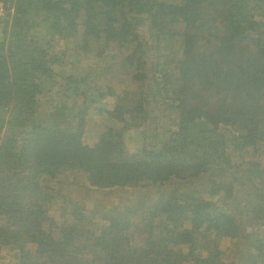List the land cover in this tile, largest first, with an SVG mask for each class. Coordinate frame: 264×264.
<instances>
[{"label":"trees","instance_id":"obj_1","mask_svg":"<svg viewBox=\"0 0 264 264\" xmlns=\"http://www.w3.org/2000/svg\"><path fill=\"white\" fill-rule=\"evenodd\" d=\"M0 3V264H264V242L245 252L235 225L248 182L264 184V168L247 155L264 144V0ZM83 31L89 48L103 45L101 57L81 58ZM134 54L151 60L145 75L131 72ZM73 58L88 70L89 86L71 76ZM120 67L130 73L118 74ZM49 96L57 102L47 121L37 112L45 113ZM155 97L169 136L129 153L128 132L144 133V109ZM85 110L96 116L89 126ZM101 115L113 120L111 134L87 146ZM73 128L84 129V141ZM78 177L112 194L147 181L160 202L122 197L87 212L76 192L70 197ZM193 182L208 198L183 192Z\"/></svg>","mask_w":264,"mask_h":264},{"label":"rangeland","instance_id":"obj_2","mask_svg":"<svg viewBox=\"0 0 264 264\" xmlns=\"http://www.w3.org/2000/svg\"><path fill=\"white\" fill-rule=\"evenodd\" d=\"M0 15H1V3H0ZM80 23V22H79ZM82 24V23H81ZM142 28H140L139 30V34H143V33H148V30H141ZM70 36V34H69ZM139 38H142L141 36ZM139 40V39H138ZM168 42V39L164 41L165 45L167 46H173L175 45V48H178V42ZM62 41L60 42V51L62 48ZM133 45H136L135 43H132ZM138 47V45L136 46V48ZM77 49L80 51H87V54H83L81 58H90V56H98L101 57L102 52H103V45L102 44H97L94 46V48H89V42L87 39V33L85 31L83 32H79L78 34V45H77ZM160 49V48H158ZM122 50V48H120V51ZM62 52V51H61ZM139 52V50L136 51V53ZM135 55V54H134ZM125 57H127V53L122 52L121 53V59H124ZM135 61V63H133L132 66V70L131 72H133V74L136 75V71H138V75H145V73L142 71L143 66L148 65L151 63L150 59L144 58L141 60V57L139 55H135L133 60ZM71 65H74L73 69H74V74H72L71 76H74L73 79H76V81H81V83L86 84L87 86H89L88 82H84V74L86 72H88L87 69L83 68L82 66H80L81 64V59H75L73 58L71 63ZM132 64V62L130 61L129 66ZM113 66V65H112ZM115 68L113 67L112 70H114ZM77 70L79 71V74H77ZM122 73H130L129 70L126 72L125 70H123L122 67L119 68V72L118 74H122ZM104 75V74H102ZM134 76V79H135ZM98 81V83L102 84L103 86L106 85V83L104 82L103 78H99L96 79ZM133 81V77L130 78V82ZM114 85V84H113ZM70 91V89H68ZM121 89L118 85H114L113 88H111V92L114 94H117L118 92H120ZM101 92V90H100ZM69 96V95H68ZM46 103H45V113L44 111L41 112H37V114L39 116H43L47 121L52 120V118L50 117V111L52 110V105H53V101L55 100L57 102V99L49 96L46 97ZM112 101V97H108L107 101L105 102V104L109 103ZM54 105H56V103H54ZM179 105H175L172 109L169 110V112L171 113L170 118L171 121L170 123L173 124V128L175 126L176 121L178 120V116L180 114V110H179ZM148 108H145L144 111L148 110L150 113V118L149 120H145L144 119V124L141 121L140 124V131L144 132L143 134L141 132L138 133V131L135 129H130V131L128 132L129 136L132 137V141L130 143V145H126L128 148L127 150L130 153V149L129 148H133V147H140L141 145L144 146V148H153L156 146L157 142H159L160 140L163 141V137H164V131H165V136H169L168 135V128H164V123H163V114L158 112L159 108H164L165 105L164 103L161 101L160 97H155L153 100L151 99V101L148 103ZM155 111L157 113H155ZM85 112V114H84ZM107 113V112H104ZM83 116L86 117V110L83 111ZM103 115H101L102 117ZM96 120V116L93 115L90 118L86 117L84 119V125L85 126H89L91 124V122ZM107 122V123H105ZM100 125H98V127L95 128L94 133L96 135L97 138L91 137L90 139H86L85 140V134H83V130L81 132L74 133L77 128H73L70 129V133L75 135V136H79L80 139H82V141H84L83 143H85L87 146L90 147H96L97 142L100 141V139L103 137H106L108 135L111 134V126L113 124V120L110 119V116L108 115H104L103 116V121L102 118L99 121ZM108 124V125H107ZM49 125L51 126V122L49 123ZM65 128H67V125H62L61 129H58L59 131L64 130ZM69 130V129H68ZM77 134V135H76ZM153 134H155V136H153ZM227 136H229V133H227ZM230 146L232 149H234V144L231 141ZM263 145H258L253 151L252 153H247L248 156L251 157L250 162H252V166L254 168L259 167L260 168V172H262V169L264 168V156L261 154L263 152ZM237 151V149H236ZM238 152V151H237ZM237 154V153H236ZM5 163H8L9 160L8 159H4ZM239 164V161H236L235 158H232V164ZM263 181L260 179H252L248 182V186L250 188V194L247 196L246 199V203L243 206V211L241 212L240 216L237 218L235 225L239 226L240 229V239H246V242L244 244H247V247L244 248L245 252H249L250 248L248 247V245H257L260 246L262 242H264V205H262V202L260 200V192L262 189H264V184L262 183ZM195 184H197L196 182H193V185L187 184L184 185L183 188V192L190 194V195H200L203 198H208L206 196V188H203L201 190L197 189ZM58 186H63L64 184L62 183H58ZM76 185H83L80 186L81 188H83V192L85 197L81 196L79 191L77 190V188L75 187ZM75 186L73 185V190H72V194L70 195V197L72 199L78 198L79 203H84L85 205V209L87 212L93 210L96 206V204H98L99 202L103 205V208L100 211H104L105 207L108 206L109 202H119L120 199L122 197H125L127 199H130V203H137L141 198L145 199V203L150 205H154V204H158L160 201L157 198V193L156 190L153 186L150 185V183H148L147 181H140L138 183H136L135 185H133L132 187L129 188H125V190L123 191V193H109L107 190H103L101 193H99L98 190H93L90 189L87 186V181L86 179L84 181H82L81 177H78L75 180ZM196 190H199L200 192H197ZM77 193V197L76 194ZM76 197V198H75ZM81 199V200H79ZM240 200V195L238 193L234 194L231 196V201L233 202H237ZM233 207L232 204H227V205H223L222 208H227L229 210H231V208ZM250 236L248 238H244ZM243 244V245H244ZM237 247V244L236 246Z\"/></svg>","mask_w":264,"mask_h":264},{"label":"clouds","instance_id":"obj_3","mask_svg":"<svg viewBox=\"0 0 264 264\" xmlns=\"http://www.w3.org/2000/svg\"><path fill=\"white\" fill-rule=\"evenodd\" d=\"M1 12H2V9H1Z\"/></svg>","mask_w":264,"mask_h":264}]
</instances>
